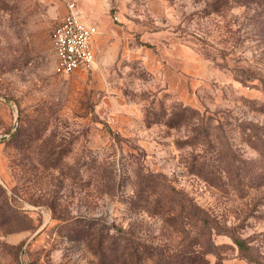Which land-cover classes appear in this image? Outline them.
<instances>
[{
	"label": "rangeland",
	"instance_id": "374dc122",
	"mask_svg": "<svg viewBox=\"0 0 264 264\" xmlns=\"http://www.w3.org/2000/svg\"><path fill=\"white\" fill-rule=\"evenodd\" d=\"M70 1L98 34L65 76ZM196 208L264 264V0H0V264H199Z\"/></svg>",
	"mask_w": 264,
	"mask_h": 264
},
{
	"label": "built area",
	"instance_id": "2783aa9c",
	"mask_svg": "<svg viewBox=\"0 0 264 264\" xmlns=\"http://www.w3.org/2000/svg\"><path fill=\"white\" fill-rule=\"evenodd\" d=\"M97 33L95 25L81 19L75 3L67 2L66 13L56 23L50 37L60 74L67 76L92 68L95 62L92 42Z\"/></svg>",
	"mask_w": 264,
	"mask_h": 264
},
{
	"label": "trees",
	"instance_id": "16d2710c",
	"mask_svg": "<svg viewBox=\"0 0 264 264\" xmlns=\"http://www.w3.org/2000/svg\"><path fill=\"white\" fill-rule=\"evenodd\" d=\"M194 216L198 229L199 240L196 242V244L198 246L199 264H209L207 255L215 256V264H222L223 258H221L220 254L215 251L216 247L212 240L214 235L220 234H225L231 239L234 248L237 250L238 256L243 258L246 262L249 264H261L260 259L257 257L258 255L256 256L253 252L248 239L242 238L236 234L234 232V227H227L224 224H221L218 222V220H216V218L210 216V214H208L202 208H196ZM117 234L120 241L122 242L126 241V238L124 237L125 235L132 238L129 233L122 228L117 229ZM101 245H103V241L101 242ZM138 251L139 250H137L136 247L128 246V244H122L120 246L121 255L124 257L123 260L125 261L130 259L133 261V263L130 262L131 264H134V258H136ZM124 261H122V264H124Z\"/></svg>",
	"mask_w": 264,
	"mask_h": 264
},
{
	"label": "crops",
	"instance_id": "0c3cea01",
	"mask_svg": "<svg viewBox=\"0 0 264 264\" xmlns=\"http://www.w3.org/2000/svg\"><path fill=\"white\" fill-rule=\"evenodd\" d=\"M86 23H88V22H86ZM88 24H92V23H88ZM92 25H94V24H92ZM97 28V27H96ZM98 34V33H97ZM96 37H97V35L94 37V39H93V42H92V48H93V51H94V54H95V60H96V51H95V41H96ZM95 63V62H94ZM94 65V64H93Z\"/></svg>",
	"mask_w": 264,
	"mask_h": 264
}]
</instances>
